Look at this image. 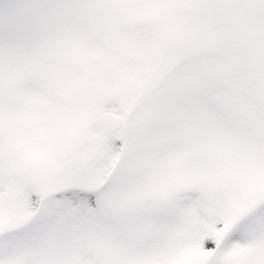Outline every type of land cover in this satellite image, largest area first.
I'll return each instance as SVG.
<instances>
[{"label":"snow or ice","instance_id":"6c2138e0","mask_svg":"<svg viewBox=\"0 0 264 264\" xmlns=\"http://www.w3.org/2000/svg\"><path fill=\"white\" fill-rule=\"evenodd\" d=\"M0 264H264V0H0Z\"/></svg>","mask_w":264,"mask_h":264}]
</instances>
